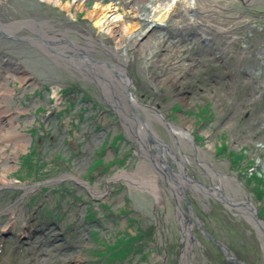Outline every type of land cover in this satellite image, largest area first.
I'll use <instances>...</instances> for the list:
<instances>
[{
    "label": "rangeland",
    "instance_id": "rangeland-1",
    "mask_svg": "<svg viewBox=\"0 0 264 264\" xmlns=\"http://www.w3.org/2000/svg\"><path fill=\"white\" fill-rule=\"evenodd\" d=\"M253 1L197 0L152 27L150 0H0L3 23L48 22L81 44L91 36L114 54L94 57L122 74L123 65L132 81L126 95L124 81L105 73L109 107L86 72L0 37V264H236L207 242L208 251L185 253L168 191L179 185L142 158L136 136L159 169L169 149L151 124L176 156H187L189 177L210 185L205 162L215 187L237 178L264 221V8ZM133 108L145 122L159 120L149 126L155 139L135 127ZM182 188L235 257L264 264L254 229L213 201L203 200L202 213Z\"/></svg>",
    "mask_w": 264,
    "mask_h": 264
},
{
    "label": "water",
    "instance_id": "water-1",
    "mask_svg": "<svg viewBox=\"0 0 264 264\" xmlns=\"http://www.w3.org/2000/svg\"><path fill=\"white\" fill-rule=\"evenodd\" d=\"M48 29L55 30V28L49 25L48 22H37L34 20H25V21H17L11 24H5L0 20V37L1 38L5 40H10V41L28 43L32 47L37 48L38 50L43 52L49 59L56 62L57 64H58L57 62L58 60L67 61L69 64V67H67L68 69L72 67H79V68L83 67L86 69V71L90 75H93L91 73L93 72L96 73L97 71V73L93 75V79H94L93 83L97 87L100 88V90L102 91L104 101L109 107L113 106L109 100H111L114 96L112 92L108 91L106 88L107 81L110 84H112V82L108 80L107 74L109 77L113 78L116 82L119 81L120 83V81H124V82H121L123 86H121V88L119 87L118 89L124 90V93L126 95H129L131 93L130 87L132 85V81L127 73L126 68L123 65L118 63L120 64L121 67H123L124 74H122L118 69H115L114 67L115 62L113 63V62L97 59L90 54L91 51L87 46L80 45L79 43L74 42L73 40H70L68 36L69 35L68 31L56 30L55 32L49 33ZM23 30L28 31L30 35L23 36V37L18 36L17 34ZM84 38L86 40L87 39L91 41L93 40L91 36H88L87 38L84 37ZM109 54L114 56V54L112 53H109ZM78 59H84L83 63L77 62L76 60ZM113 61H116L117 63V59H114ZM133 109L135 111V116L139 124L143 125L147 129L150 135L151 132L148 126H150L151 121H159V120L157 118L156 119L146 118L147 123H145V121L141 118L138 111H136L135 108ZM164 122H166V120L163 121L162 123L164 126L167 127V125ZM150 137L155 139L152 134L150 135ZM139 142L141 145L143 144L140 140ZM161 162H163L162 164L163 166H165L169 174L174 176L173 177L174 182L179 185L178 186L179 190L183 192L182 184L179 181V178H183L185 175L181 173H175V171L170 167L169 163L167 161L165 163V160L163 158H161ZM171 181L173 182V180ZM235 181L240 190V188L242 187V184L239 183L237 178H235ZM23 189L30 190V188H27V187H23ZM203 189L205 192H207L206 194L208 196H212V194L214 195L215 193H217V190H213V189L211 190L205 187H203ZM240 194L242 195L241 190H240ZM231 204H232L231 207L235 209L238 212V214L244 217V219L254 229L257 239L259 240L262 246L263 252H264V221L260 219L259 210L257 206L253 203L249 195H245V199H243V201H239V202H236L235 204L233 203ZM188 206L190 207V210H192L189 203H188ZM197 225L199 229H201L204 232V234L207 237H209L220 248V250L226 255L228 262L237 263V264H246L240 261L238 258H236L229 247H227L225 244H223L219 240L215 239L213 236L209 235L198 219H197Z\"/></svg>",
    "mask_w": 264,
    "mask_h": 264
},
{
    "label": "flooded vegetation",
    "instance_id": "flooded-vegetation-1",
    "mask_svg": "<svg viewBox=\"0 0 264 264\" xmlns=\"http://www.w3.org/2000/svg\"><path fill=\"white\" fill-rule=\"evenodd\" d=\"M251 6H260V7H263L264 8V0H254ZM261 15H262V17H264V12H261ZM55 31H56V29L55 30L52 29V32H55ZM68 36H69V39H70L71 38L70 34ZM82 39L85 41L86 44H81V43H79V44L80 45L87 46L90 49V51H91L90 54L92 56H96V54H97L96 53L97 52L96 50L103 51L102 53H105V55L107 53L109 54V52L107 50L106 51L103 50V45H102L103 43H99L97 45V44H93L94 42H92L89 39L86 40L84 37H82ZM109 55H111V54H109ZM83 60L84 59H78L76 61L83 63ZM75 68L76 69H79L81 73L86 72V74L90 78H93V75H90L86 71L85 68H83V67H81V68L75 67ZM101 95H102V91H101ZM102 98H103V95H102ZM134 121H135L134 122L135 127H137L138 129L143 127L144 130H147L143 125L139 124V122H138L137 119H135ZM145 123H147V122H145ZM151 126H152L151 130H152L153 134L155 133V135L159 138V141L163 144L161 148H163V146H167L168 147L169 151H167V153H168V157H169L170 160H167V159L166 160L169 161V163L171 164V166L173 164L174 167H172V168L175 170V173H177V171L179 170V173L185 175L183 178H179V181L181 182V184H184L185 186H187L190 189V190L187 189V191L190 193L191 198L193 196H196V198L200 201V203L202 204V209H201L202 213H203V211H205L207 209L205 207L206 204L203 203L204 202L203 200L213 201L214 204L220 205L221 207H223L224 209H226L228 211V213H230L233 217L242 219V220H244L247 223V225H249V223L244 219V217H242L240 214H238V212L231 207V205H232L231 203L235 204L236 202L243 201V199H245V194L242 192V189L240 188L241 193H242V195H241L240 194L239 187H238L237 184H233L232 189H229L228 188V190H226V191L225 190H222L220 188L215 187L216 180H214L215 177H213L214 176V172H210L209 173L208 166L205 167V165H207V164H205V162H204V165H201V166L198 165V166L201 167V169L204 171V176L208 179L210 185H207L203 181V179H196V177H193V178L189 177L188 176L189 175V171H188V169L186 167V164L188 162V159L186 158L187 156L185 154H183V152H180L179 157L176 156L174 154V152L172 151L171 147L167 143H165L163 141V139H161L160 136L157 134V132L154 129V125L151 124ZM148 128L150 129L149 126H148ZM169 132L171 133V131H169ZM136 137L138 138V140L141 141V138L140 137H138V136H136ZM148 138H149V141H151V138L150 137H148ZM138 146H139V152L141 153L142 158H144L147 161H149L151 163V165L154 167V169L157 172H159L160 174L162 173V175H164L168 179L174 181V178H173L174 176H172V175L169 174V172L167 171V169L165 168V166H163V169H159L154 164L155 162L153 161V159L151 158V156H150L149 153H146V154L143 155V152L141 150L142 149L141 148L142 145L140 144L139 141H138ZM161 148H159L160 153L162 151ZM195 152L197 154H199L201 152V150L195 151ZM182 155H184L185 157H183ZM181 159L184 160V162L180 163L179 161H181ZM185 159H187V160H185ZM196 161H197V159H196ZM177 163H178V165H177ZM215 174H221V173L217 172ZM168 184L169 183H167V185ZM203 187L209 188L211 190L212 189L213 190H217V193H215L214 195L212 194V196H208L206 194L207 192L204 191ZM168 191H169V193L171 195L172 202H173V205H174V212H175L174 219H175V221L177 223H179L180 227L182 228L181 235H182V238H183V244L185 246L184 247L185 253L186 252H189L193 256L194 254H198L199 255L201 253L200 252L201 251L200 248H203V250H205V251L207 250L208 251V249L203 244V242H207L210 245H213L214 247H216L218 249V251L222 254L224 260L226 262H228V260L226 258V255L220 250V248L209 237H207L201 229H199V227L197 225V219L202 224V226L207 231V233L215 238V236L208 230V228L206 227V225L201 221V219H200L199 215L197 214V212H196L193 204L189 201V195L187 194L186 196H184V191L183 192L180 191L179 190V187H176L175 190L174 189H172V190L171 189H168ZM179 196L181 198H179ZM188 203L190 204L192 210H190V207L188 206ZM183 204H184L185 208H183ZM249 227L252 228L250 225H249ZM193 230H195L196 236L192 234ZM215 239H217V238H215ZM187 244L190 245V246H192V250L191 251H188L187 250V246H188ZM194 246H197V251H194L193 250V247ZM196 252H198V253H196ZM183 259H185V255L183 256Z\"/></svg>",
    "mask_w": 264,
    "mask_h": 264
},
{
    "label": "bare ground",
    "instance_id": "bare-ground-1",
    "mask_svg": "<svg viewBox=\"0 0 264 264\" xmlns=\"http://www.w3.org/2000/svg\"><path fill=\"white\" fill-rule=\"evenodd\" d=\"M150 1H151L150 4L152 5L151 8L153 10V13L151 15L152 16L151 19L148 21L151 22L152 27L157 26L159 24L164 25L168 21V19L170 18V15L173 12L177 11V8L180 5H182V6L185 5L186 7L189 6L190 8L191 7L194 8V6H196V2H197V0H150ZM160 1H162V3L159 4ZM116 21H118V19H116ZM116 21H114V22L111 21V23L108 22L107 25L115 26V23H117ZM177 21L180 22L181 20L177 19ZM105 24H106V21L104 23H102V20H100L97 22V27L104 28ZM131 30H132V28L128 27L127 31L131 33ZM159 119L160 120L162 119L161 116L159 117ZM172 128H173V131L176 133V135L178 136V138L181 142H184V143H188L189 141L193 142L191 134L189 132H185L183 130H178V129H175L174 127H172ZM155 161H154L155 163L160 164L159 161H157V160H155ZM169 183H171V185H173L175 182L173 183V182L169 181ZM220 183H222L221 189L228 190V188L232 189V187H233V185H231L232 182H231V180H229V178H225V177L222 178L221 177ZM228 184H229V186H228ZM159 198H160V195H159Z\"/></svg>",
    "mask_w": 264,
    "mask_h": 264
},
{
    "label": "built area",
    "instance_id": "built-area-1",
    "mask_svg": "<svg viewBox=\"0 0 264 264\" xmlns=\"http://www.w3.org/2000/svg\"><path fill=\"white\" fill-rule=\"evenodd\" d=\"M59 2L61 3V2H63V0H59Z\"/></svg>",
    "mask_w": 264,
    "mask_h": 264
},
{
    "label": "trees",
    "instance_id": "trees-1",
    "mask_svg": "<svg viewBox=\"0 0 264 264\" xmlns=\"http://www.w3.org/2000/svg\"><path fill=\"white\" fill-rule=\"evenodd\" d=\"M261 196H263V199H264V195H261ZM263 199H262V200H263ZM261 216H262V215H261Z\"/></svg>",
    "mask_w": 264,
    "mask_h": 264
}]
</instances>
